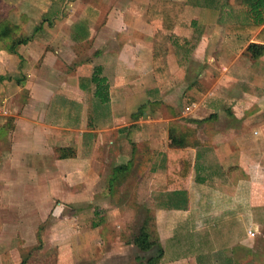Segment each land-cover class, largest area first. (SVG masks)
Returning <instances> with one entry per match:
<instances>
[{
	"label": "crops",
	"instance_id": "1",
	"mask_svg": "<svg viewBox=\"0 0 264 264\" xmlns=\"http://www.w3.org/2000/svg\"><path fill=\"white\" fill-rule=\"evenodd\" d=\"M36 1L0 0V25L27 39L13 51L10 38L0 40V127L11 133L10 171L0 179L18 177L12 191L35 195L17 203L26 214L11 228L0 219V264H146L147 252L121 240L127 225L113 200L133 177L137 194L149 184L157 196L185 193L184 209L167 201L156 209L154 225L169 234L158 243H172V258L163 250L155 264H197L183 255L180 236L195 230L182 217L194 203L210 217L199 226H208L211 243L227 242L226 227L242 223L245 211L253 226L264 225V54L248 52L264 46V9L163 0L181 8L168 29L148 18L151 0H60L63 10L51 0L42 11ZM156 34L167 49L161 84L153 77ZM169 83L194 95L201 83L207 109L185 107L191 121L179 122L163 98ZM177 158L186 177L171 175ZM200 192L206 198L197 203ZM218 251L207 264L222 263Z\"/></svg>",
	"mask_w": 264,
	"mask_h": 264
},
{
	"label": "rangeland",
	"instance_id": "2",
	"mask_svg": "<svg viewBox=\"0 0 264 264\" xmlns=\"http://www.w3.org/2000/svg\"><path fill=\"white\" fill-rule=\"evenodd\" d=\"M44 1L48 3L51 0H41L40 3L39 1H36L37 4L36 9H38L39 7L38 11H42L44 9L43 7ZM52 1L58 4L57 7L55 5L53 8L59 9L60 8L59 5L61 4L60 0H52ZM64 8H66V4H64L63 8L60 9L63 10ZM210 85H208V89L212 88ZM198 86H200L202 92L196 95L189 93L187 91H181L177 89V86L174 85L173 83H169L167 85V88L164 90L163 98L165 99V101H168L170 104L166 106L167 107L173 106L171 104L173 103L174 108L172 109L175 114L177 110H179L178 114L175 115L178 118L179 122L187 123L191 121V119H189V115L184 113L185 107L186 109L188 107L189 110L195 108L196 111L207 109L206 95H208L207 93L208 91L206 92L205 88H203L204 86L201 85V83H197V87ZM158 106H160V104H158ZM9 121L10 120H7L6 125L4 124L6 122L5 121L3 123V126L8 127L9 124L11 126L12 121L10 122ZM200 122L202 123L203 120H200ZM0 126H2V123ZM156 128H159V126H157ZM151 133L153 134L154 131H151ZM10 141H11V133L9 132V130H7L6 135L0 137V176L4 174L3 171H5V169H6L5 174L9 173L8 170L10 171L8 167L11 161L9 159L11 153L9 147ZM126 164L128 165V162ZM149 165L152 166L151 164ZM11 170L14 169H12L11 167ZM153 181L154 180H148L149 183H152ZM4 182L5 181L0 179V219L4 221V224L6 225L7 228H11L10 226L14 225L13 222L16 223L14 220H17L26 214V212H24L23 210L16 208L18 206L17 203L24 202L25 206H27L33 201H35L34 200L35 195L29 194L27 190L24 191V193H21L19 191L20 194L14 193V191H18V188H16L17 184L20 183V179L18 177L14 180L8 179L7 180L8 185H5ZM157 182L160 183L161 181H157ZM127 183H128V187L122 190L123 193L121 195L117 194L118 196L117 197L114 196L115 198L113 199L114 203L116 204L115 205L116 209H118V207L120 208V212H119L121 214L120 217L126 221L125 223L127 225L125 227L124 238L121 240L128 245L132 244L133 243L132 240L134 236L138 234L139 229L142 226H146V229L150 235V241L156 243V246L153 247V249L150 252H147L145 259L148 261L149 259L154 258L159 254L158 251V248H160L158 243L160 238L159 234L161 235L164 234L165 236L169 235L168 233H164L165 231L164 229L159 228L158 231L157 227L154 225L156 213H160L156 209H158L159 207L166 206L167 198L160 194H158L157 196L155 194V189L150 184L148 185V189L145 191L144 194H137L134 191L137 189V187L135 188V185L138 183V179L134 177L133 179H130ZM12 189H14V191H12ZM135 193L136 195L134 196L133 194ZM196 198L198 203V201L202 202L203 199L206 197H204V193L200 192L197 193ZM110 200L112 201V199ZM116 200L117 202H115ZM206 200L209 201L210 199L208 198ZM194 207L195 209L191 210L189 212V215L186 214L185 216L184 215L182 216L186 218H188L189 216V218H192L194 222H196L195 230H193L192 228L191 229L192 232L187 233L184 232V230L187 229L186 228L182 230V233L180 235L182 241L181 244L183 247L182 249L183 255H189L190 257L191 256L195 257L197 264H199V262L200 264L202 263L207 264L209 260L207 257L209 256V254L213 255L216 251L219 250L216 255L222 257L221 264H264V227H263L264 225H262V227H257L256 225L253 226L252 223H250V218H251L250 211L244 212V221L242 223L240 221H235V222L233 221L229 226L226 227L227 234L224 235L222 238L224 240L228 239L227 242L224 241L221 243H217V242L211 243L208 241L209 235H206L207 232H205L208 229V226L206 227L199 226L201 220L207 219V221H209L210 217H207V214L206 215L204 214L205 211L199 210L195 203H194ZM88 214H90L91 218L96 217L93 212L91 213L86 212V215ZM165 217L169 218L171 216L168 213L165 215ZM175 217L178 219L181 216L176 215ZM180 220H183V218H180ZM261 224H264V221H262ZM222 230H225V228H223ZM248 230H251L253 233H255V237L253 239L247 238ZM171 245L172 243L165 242L164 246L162 245L163 247L161 246V248L162 250H164V252L166 251L167 254L168 247H170ZM227 255H229L228 258L230 262L226 258H223L226 257ZM162 256H163V252H162ZM173 257L174 258L177 257L176 253H173ZM168 258L169 259L172 258V256H170L169 253H168ZM165 259L167 258L165 257ZM218 264H220V261L218 262Z\"/></svg>",
	"mask_w": 264,
	"mask_h": 264
},
{
	"label": "trees",
	"instance_id": "3",
	"mask_svg": "<svg viewBox=\"0 0 264 264\" xmlns=\"http://www.w3.org/2000/svg\"><path fill=\"white\" fill-rule=\"evenodd\" d=\"M243 3H245L249 9L256 13L260 9H264V0H242ZM180 5L177 3L169 2V1H163V0H151V4L148 8V18L150 20L152 19H161L163 21V25L165 27H168L170 29L177 18V13L180 10ZM16 27L8 25V24H2L0 25V40L9 39L12 40L11 44V50L13 51V48L16 45L23 44L27 41L25 38L21 37H15V39L12 37V30ZM264 29V28H263ZM166 44L164 43V38L160 34H156L154 37L153 42V77L155 81L159 84L163 83L167 80L169 77V71L165 62V57L167 54ZM248 52L251 54L252 58H258L261 55L264 54V46L262 45H256V44H250L248 46ZM102 101H106L107 97L101 98ZM4 128L0 127V136H3L4 134ZM175 163V164H174ZM177 165L179 169H175L171 171V175H176L179 177H186L188 173V165L187 163L184 164L180 158H177L175 162H173V166L175 167ZM121 169V168H119ZM167 207L170 209H176V210H182L186 207V198L185 193L176 194L172 198L169 196L167 198ZM133 244L142 252H150L153 247L156 246L155 242L150 241V235L149 232L146 229V226H142L139 229V232L136 236L133 238ZM159 254L151 258L147 261V264H155L157 261L162 257L163 250L161 248H158Z\"/></svg>",
	"mask_w": 264,
	"mask_h": 264
},
{
	"label": "built area",
	"instance_id": "4",
	"mask_svg": "<svg viewBox=\"0 0 264 264\" xmlns=\"http://www.w3.org/2000/svg\"><path fill=\"white\" fill-rule=\"evenodd\" d=\"M187 110H189V109L187 108ZM247 235L249 237H253L254 236V233L251 230H248Z\"/></svg>",
	"mask_w": 264,
	"mask_h": 264
}]
</instances>
